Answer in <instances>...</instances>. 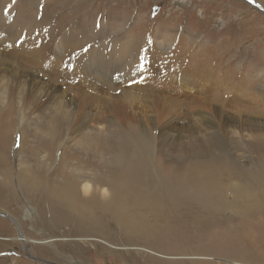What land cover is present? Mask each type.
<instances>
[{
	"label": "rangeland",
	"instance_id": "1",
	"mask_svg": "<svg viewBox=\"0 0 264 264\" xmlns=\"http://www.w3.org/2000/svg\"><path fill=\"white\" fill-rule=\"evenodd\" d=\"M52 99L68 147L51 153L71 152L82 170L88 154L79 149L81 133L106 129L113 136L140 131L150 139L151 160L165 162L194 160L199 146L218 139L211 151L261 176L253 130L221 124L225 114L264 124V0H0V112L11 107L20 131L6 150L14 172L16 163L30 162L29 149L48 169L61 163L45 158ZM0 208V264H156L139 258L131 243L69 235L64 226L53 231L38 225L34 209L13 215ZM23 233L29 242L22 243ZM213 242L234 251L244 246L248 258L211 254L157 263L264 264V231L252 242L236 234Z\"/></svg>",
	"mask_w": 264,
	"mask_h": 264
},
{
	"label": "bare ground",
	"instance_id": "2",
	"mask_svg": "<svg viewBox=\"0 0 264 264\" xmlns=\"http://www.w3.org/2000/svg\"><path fill=\"white\" fill-rule=\"evenodd\" d=\"M50 105L44 131L49 149L45 158L62 159L54 169L46 168L43 159L37 160L34 149L27 152L30 162L16 163V172L10 168L6 150L12 134L16 137L20 131L13 127L11 107L0 112V206L9 208L13 215L34 209L39 215L38 225L53 231L64 226L69 235L131 243L130 249L151 263L158 264L160 257L208 258L211 254L234 257L238 253L242 260L248 258L244 246L234 251L232 247L216 248L213 241L221 243L236 234L240 240L252 242L264 231V124L251 119L239 122L227 114L221 124L227 131L235 127L239 132L253 130L261 150V176L249 164L241 168L236 163L229 165L211 151L219 146L218 139L199 146L194 160L187 161L184 156L178 162H165L161 156L151 160L150 139L140 131H118L113 136L106 129L81 133L79 149L88 154L82 170L81 164L71 163V152L64 158L52 154L55 147L58 152L68 146L63 147L66 137L56 128L59 103L52 99ZM167 135L164 132L163 140ZM175 139H180V132ZM77 148L71 147L72 154ZM97 149L100 156L93 154ZM113 150L116 154L112 159L109 154ZM233 179L238 183L232 184ZM25 237L22 243L30 241ZM252 257L257 262L263 259L255 254Z\"/></svg>",
	"mask_w": 264,
	"mask_h": 264
}]
</instances>
